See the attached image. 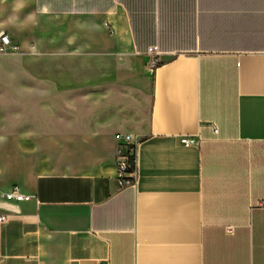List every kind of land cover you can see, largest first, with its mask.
Returning a JSON list of instances; mask_svg holds the SVG:
<instances>
[{
	"label": "crops",
	"instance_id": "obj_1",
	"mask_svg": "<svg viewBox=\"0 0 264 264\" xmlns=\"http://www.w3.org/2000/svg\"><path fill=\"white\" fill-rule=\"evenodd\" d=\"M1 32L0 264H264V0H0Z\"/></svg>",
	"mask_w": 264,
	"mask_h": 264
},
{
	"label": "built area",
	"instance_id": "obj_2",
	"mask_svg": "<svg viewBox=\"0 0 264 264\" xmlns=\"http://www.w3.org/2000/svg\"><path fill=\"white\" fill-rule=\"evenodd\" d=\"M11 49L13 51L17 50V47L13 45L4 33H0V53H3ZM147 53L150 57L148 66L153 69L157 66L159 60V51L155 47L148 48ZM118 142L116 156H115V166L117 172V185L118 188H123L130 186L135 182L136 169L129 171V157L134 159L135 164V149L136 141L132 136L128 134H121L116 136ZM179 143L186 146L197 145V138L191 137H180ZM5 200H12L16 202L28 201L31 199V196L24 195L20 192L18 187H12L2 194ZM257 206L261 209H264V202H259ZM7 217L5 215H0V223L5 222Z\"/></svg>",
	"mask_w": 264,
	"mask_h": 264
},
{
	"label": "trees",
	"instance_id": "obj_3",
	"mask_svg": "<svg viewBox=\"0 0 264 264\" xmlns=\"http://www.w3.org/2000/svg\"><path fill=\"white\" fill-rule=\"evenodd\" d=\"M129 164H130V168H129V171L132 170V169H136L135 167V164H134V159L132 157H129Z\"/></svg>",
	"mask_w": 264,
	"mask_h": 264
},
{
	"label": "rangeland",
	"instance_id": "obj_4",
	"mask_svg": "<svg viewBox=\"0 0 264 264\" xmlns=\"http://www.w3.org/2000/svg\"><path fill=\"white\" fill-rule=\"evenodd\" d=\"M14 45V44H13ZM259 202H261V201H258L257 203L255 202V203H253L254 205L252 206V207H256V204H258ZM258 207V206H257Z\"/></svg>",
	"mask_w": 264,
	"mask_h": 264
}]
</instances>
